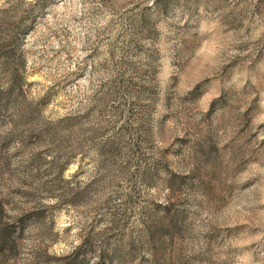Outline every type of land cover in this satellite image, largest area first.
Masks as SVG:
<instances>
[{
    "label": "rangeland",
    "instance_id": "rangeland-1",
    "mask_svg": "<svg viewBox=\"0 0 264 264\" xmlns=\"http://www.w3.org/2000/svg\"><path fill=\"white\" fill-rule=\"evenodd\" d=\"M0 264H264V0H0Z\"/></svg>",
    "mask_w": 264,
    "mask_h": 264
},
{
    "label": "trees",
    "instance_id": "trees-1",
    "mask_svg": "<svg viewBox=\"0 0 264 264\" xmlns=\"http://www.w3.org/2000/svg\"><path fill=\"white\" fill-rule=\"evenodd\" d=\"M0 98H2L0 94ZM1 102V100H0ZM2 104L0 103V107ZM12 236L8 232H1L0 234V251L5 252L6 250H13L14 244H13ZM71 264H76L75 261H73Z\"/></svg>",
    "mask_w": 264,
    "mask_h": 264
}]
</instances>
